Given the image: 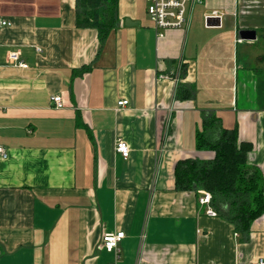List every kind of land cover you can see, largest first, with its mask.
Listing matches in <instances>:
<instances>
[{
    "label": "crops",
    "instance_id": "0c3cea01",
    "mask_svg": "<svg viewBox=\"0 0 264 264\" xmlns=\"http://www.w3.org/2000/svg\"><path fill=\"white\" fill-rule=\"evenodd\" d=\"M145 8L118 0L101 42L75 0H0V264L264 260V213L243 235L174 179L179 159L214 155L196 149L205 113L251 144L264 179V0L195 2L161 35Z\"/></svg>",
    "mask_w": 264,
    "mask_h": 264
},
{
    "label": "trees",
    "instance_id": "16d2710c",
    "mask_svg": "<svg viewBox=\"0 0 264 264\" xmlns=\"http://www.w3.org/2000/svg\"><path fill=\"white\" fill-rule=\"evenodd\" d=\"M117 1L75 0L76 25L97 29L102 42L116 26ZM184 96H191V89ZM251 148L250 143L239 141L235 129L222 127L218 118L205 113L196 130V149L212 151L213 157L179 159L174 166L175 188L198 196L210 193L215 213L243 235L264 213V179L260 169L248 162Z\"/></svg>",
    "mask_w": 264,
    "mask_h": 264
},
{
    "label": "built area",
    "instance_id": "2783aa9c",
    "mask_svg": "<svg viewBox=\"0 0 264 264\" xmlns=\"http://www.w3.org/2000/svg\"><path fill=\"white\" fill-rule=\"evenodd\" d=\"M146 5V13L158 35L162 34L163 30L166 29H181L184 28L188 23V9L195 3L201 0H144ZM214 14H218L216 11ZM9 24L5 20L0 19V26ZM37 50H40L37 48ZM8 60L17 66L26 68L27 64L24 61H20L18 52H10L8 54ZM51 101L55 105L61 104V96L54 95ZM128 104L127 99H121L117 102V108ZM115 150L120 153L124 158L129 155V147L126 141L121 138L116 139ZM0 156L6 157L7 153L5 149L0 146ZM198 202L202 205H209L210 193L203 192L198 198ZM209 215H215V211L211 208L207 209ZM124 237L123 231L106 232L102 235V243L107 250L117 249L118 242ZM255 264H264L263 259H259Z\"/></svg>",
    "mask_w": 264,
    "mask_h": 264
},
{
    "label": "water",
    "instance_id": "95a60500",
    "mask_svg": "<svg viewBox=\"0 0 264 264\" xmlns=\"http://www.w3.org/2000/svg\"><path fill=\"white\" fill-rule=\"evenodd\" d=\"M126 23H128V19H127ZM247 32H248V31H246V30H243V31H241V33H240V34H241V35H245V34H247Z\"/></svg>",
    "mask_w": 264,
    "mask_h": 264
}]
</instances>
